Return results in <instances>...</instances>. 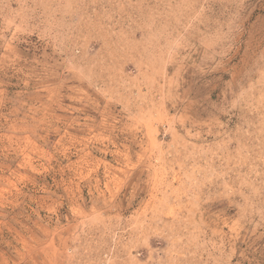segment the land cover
Segmentation results:
<instances>
[{"label": "rangeland", "instance_id": "rangeland-1", "mask_svg": "<svg viewBox=\"0 0 264 264\" xmlns=\"http://www.w3.org/2000/svg\"><path fill=\"white\" fill-rule=\"evenodd\" d=\"M0 264H264V0H0Z\"/></svg>", "mask_w": 264, "mask_h": 264}]
</instances>
